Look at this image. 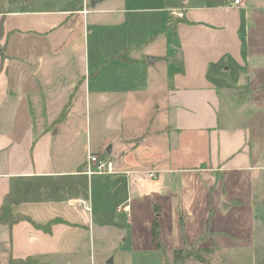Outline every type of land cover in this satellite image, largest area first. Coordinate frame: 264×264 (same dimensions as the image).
<instances>
[{
    "label": "crops",
    "instance_id": "obj_1",
    "mask_svg": "<svg viewBox=\"0 0 264 264\" xmlns=\"http://www.w3.org/2000/svg\"><path fill=\"white\" fill-rule=\"evenodd\" d=\"M38 1L0 6V207L11 178L76 174L92 152L117 172L91 177L89 199L13 206L25 217L0 224V264H114L127 238L111 233L131 225L145 199L161 217L172 200L155 189L176 183V172L181 216L209 205L214 186L198 173L252 179L264 169L251 164L247 102L231 90L252 80L246 0H97L93 22L88 2L56 10ZM177 7L185 17L173 20L168 8Z\"/></svg>",
    "mask_w": 264,
    "mask_h": 264
},
{
    "label": "rangeland",
    "instance_id": "obj_2",
    "mask_svg": "<svg viewBox=\"0 0 264 264\" xmlns=\"http://www.w3.org/2000/svg\"><path fill=\"white\" fill-rule=\"evenodd\" d=\"M30 1L0 0V6L4 8L17 4L26 5ZM222 1L225 0H211L214 5ZM85 2L86 4L88 2V8L91 10L87 15L88 20L93 22L97 16L93 12V0H39L37 7L72 10ZM162 2L163 0H150L152 6H161ZM109 4L110 0H105L102 6ZM245 7L247 9L243 10V15L247 25L242 33L245 39V52L249 55L247 69L252 80L250 86L231 83V90L247 102L243 114L246 119L243 124L251 127L248 140L251 164L253 167H264V0H246ZM170 10L168 8V17L176 19L170 15ZM242 111H236L237 120L242 117ZM235 124L242 125L238 122ZM84 168L85 166L82 170ZM176 176L177 182L173 185L162 184L155 189L163 195L168 194V202L165 205L172 200L165 207L163 215L157 218L161 225L159 236L162 248L156 249L152 245L153 219L160 207L145 199L141 201L142 210L135 215L133 223L130 225L124 221V227L111 233L115 239L120 237L119 233H124L123 237L127 238L125 246L115 251L117 260L114 264H173L175 249L183 247L185 239L188 245L201 244L211 246L213 249L212 252L203 251L208 263L191 258L186 260L185 264H264V169L259 171L257 177L253 175L252 179L249 173L244 171L228 170L223 174L213 173V176L210 173H198L195 175L201 178L198 179V183L208 186L210 190L213 189L205 197L209 205L208 207L200 205L195 213L181 216L176 212L174 199L182 197L184 200L186 190L182 184L184 175L176 172ZM100 191L95 184L93 189L95 204L98 198L101 199ZM144 191L145 194L149 193L146 188ZM196 200L199 201L198 198ZM152 203L155 206V214L149 206ZM118 216L121 221L125 219L123 215ZM205 229L208 231L203 233ZM114 242V239L110 241V246ZM100 253L107 254L101 249ZM112 257L113 255L108 262Z\"/></svg>",
    "mask_w": 264,
    "mask_h": 264
},
{
    "label": "trees",
    "instance_id": "obj_3",
    "mask_svg": "<svg viewBox=\"0 0 264 264\" xmlns=\"http://www.w3.org/2000/svg\"><path fill=\"white\" fill-rule=\"evenodd\" d=\"M121 58L126 60L127 56L122 55ZM82 169L83 167H80V170L76 174H34L32 176L19 175L11 178L10 189L0 207V224L7 223L13 225L23 219L25 216L19 213L14 214L12 210L13 206L23 202L67 201L78 198L89 199L90 178L83 173ZM157 218L158 215L153 219L152 236L153 243L158 249H161L162 243L159 236L161 234V225ZM44 228L49 230V226H45ZM207 231L208 229H205L203 233ZM203 251L212 252L213 249L211 246H202L201 244H197L196 246L188 245V241L185 239L183 247L175 249L172 262L173 264H185L186 260L193 258L199 262L208 263ZM21 262H24V260L18 261L13 259L10 261V264H20Z\"/></svg>",
    "mask_w": 264,
    "mask_h": 264
},
{
    "label": "built area",
    "instance_id": "obj_4",
    "mask_svg": "<svg viewBox=\"0 0 264 264\" xmlns=\"http://www.w3.org/2000/svg\"><path fill=\"white\" fill-rule=\"evenodd\" d=\"M242 0H233V5L238 6ZM170 15L173 18H184L185 10L181 7L170 8ZM116 164L110 158H105L99 153H94L89 155L83 173L86 174L89 178L95 175H112L115 174ZM154 173H150V176H153Z\"/></svg>",
    "mask_w": 264,
    "mask_h": 264
},
{
    "label": "water",
    "instance_id": "obj_5",
    "mask_svg": "<svg viewBox=\"0 0 264 264\" xmlns=\"http://www.w3.org/2000/svg\"><path fill=\"white\" fill-rule=\"evenodd\" d=\"M96 1H97V0H93V5H94V6L96 5Z\"/></svg>",
    "mask_w": 264,
    "mask_h": 264
}]
</instances>
